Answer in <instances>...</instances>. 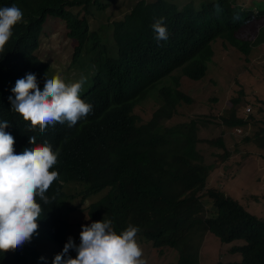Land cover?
Wrapping results in <instances>:
<instances>
[{"label":"trees","instance_id":"16d2710c","mask_svg":"<svg viewBox=\"0 0 264 264\" xmlns=\"http://www.w3.org/2000/svg\"><path fill=\"white\" fill-rule=\"evenodd\" d=\"M101 1L0 0V8L16 5L23 11L22 22L14 26L0 52V122L10 123L5 131L13 136L14 149L47 143L58 151L51 171L59 173V181L70 182L51 185L47 195L55 199L50 204L38 200L42 232L35 244L43 248L42 240H51L47 242L55 245V252L50 260L24 245L0 253V264H53L68 242L61 205L76 197L84 203L100 193L104 194L86 207L91 222L110 220L117 234L129 225L138 227L136 237L158 252L176 251V264H199L205 233L230 244L229 253L240 256L230 264H264V219L220 190L205 188L209 174L230 155L221 137L198 140L193 120L166 125L179 105L191 102L181 89V78L198 82L206 76L213 42L220 40L243 55L264 43V5L241 7L236 0H210L200 7L192 2L177 7L166 0H138L109 24L113 46L109 50L98 30L89 32L90 12L104 10ZM250 13L262 17L253 43L246 38L252 27L242 25ZM161 17L169 37L157 42L152 25ZM48 18L58 19L75 44L71 65L80 76L91 75L90 87L80 98L92 105V112L73 127L56 124L41 133L11 111L9 97L18 79L32 73L39 82L47 69L35 52ZM85 48L94 52L90 61L87 53L81 55ZM148 99L153 100V110L143 122L134 110ZM230 103L223 125L245 128L248 121L236 115L240 100ZM31 136L36 144L29 143ZM253 138L243 142L258 144L256 134ZM199 142L223 149V155L206 165L196 148ZM71 187L75 195L67 193ZM203 195L213 210L205 208ZM67 256L76 254L69 250Z\"/></svg>","mask_w":264,"mask_h":264},{"label":"rangeland","instance_id":"374dc122","mask_svg":"<svg viewBox=\"0 0 264 264\" xmlns=\"http://www.w3.org/2000/svg\"><path fill=\"white\" fill-rule=\"evenodd\" d=\"M137 1L102 0L104 10L99 11L95 8L90 12L89 32L98 30V35L103 37L104 41L107 40L106 46L112 50L109 24L120 18ZM166 1L177 7L188 2L200 7L210 2V0ZM236 4L241 7H252L256 4L261 8L264 5V0H236ZM254 14L250 13L242 23V25L248 24V28L252 27V30H249V36L246 37L250 43L255 41L257 24L262 20L261 16ZM74 47L75 44L67 37L59 20L48 18L43 26L35 55L42 62L47 63L48 77L59 76L66 83L78 82L82 76L70 63ZM90 49L85 48L81 52L82 56L87 53L88 61L94 58V52ZM212 49L213 57L208 63L204 78L198 82L190 81L185 77L181 78V89L185 95L190 97L191 102L179 105L176 114L166 125L188 123L193 120L196 123L198 140L213 141L221 137L230 155L222 164H219L214 174H212L213 172L209 174L206 190L218 189L237 201L250 214L264 219V148L258 147V144L264 146L262 139L264 137V43L251 46L247 55H243L227 44L224 46L220 40L212 43ZM84 77L86 80L82 85L80 96L90 87L91 75L85 74ZM234 98L240 100L236 115L248 121L246 127L239 130L223 125V119L229 118L230 111L228 109ZM148 101L145 105H140L134 110V113L143 122L148 119L153 110L151 107L153 100L148 99ZM247 109H249L248 112ZM255 134L258 144L254 140L248 143L243 142L245 138L254 139ZM196 148L203 156L206 165L216 163L218 158L223 155V149L205 142H199ZM68 183L70 182L63 184ZM67 193L75 195L76 189L71 187ZM103 194L91 195L86 198L84 203L79 200V197L65 202L66 211H70V213L64 212L67 222V238L71 237L77 246L80 243L82 226L92 223L87 218L86 207ZM201 201L207 210H213L211 202L206 196L203 195ZM73 207H76V210ZM36 238L33 237L31 242L37 253L45 257L48 262L55 249L50 244L39 248V245L35 244ZM136 239L143 250V259L146 264H176V251L166 248L158 252L150 242L143 241L138 237ZM230 247V244H221L213 235L205 233L199 248V264L238 262L240 256L230 254L228 251ZM73 254H76L74 250Z\"/></svg>","mask_w":264,"mask_h":264},{"label":"clouds","instance_id":"9594fccd","mask_svg":"<svg viewBox=\"0 0 264 264\" xmlns=\"http://www.w3.org/2000/svg\"><path fill=\"white\" fill-rule=\"evenodd\" d=\"M22 20L23 11L18 6L0 8V52L12 37L14 26ZM152 29L157 42L168 40L163 17L156 20ZM46 71L39 82L32 73L18 79L11 90L13 96L9 97L11 111L17 113L24 122L30 123L32 129L38 127L41 133L56 124L67 123L68 127H73L92 112V105L80 98L85 77H81L78 82L66 83L59 76L48 77ZM9 126L6 120L0 122L1 254L24 245L36 250L31 240L41 237L39 220L43 211L38 200L44 205L50 204L55 197H49L47 193L51 185L59 181V173L51 171L57 164L59 152L53 151L47 143L22 151L14 149L15 140L5 131ZM29 143L36 144V138L31 136ZM64 212L70 213L62 204L61 218L66 223L64 237L68 242L62 253L55 256L53 264H146L143 250L136 239L138 227L129 225L117 234L110 220L92 222L82 226L77 246L71 237L67 238ZM48 240L42 241L55 249L53 243H47ZM69 250L76 252L75 258L67 256Z\"/></svg>","mask_w":264,"mask_h":264},{"label":"built area","instance_id":"2783aa9c","mask_svg":"<svg viewBox=\"0 0 264 264\" xmlns=\"http://www.w3.org/2000/svg\"><path fill=\"white\" fill-rule=\"evenodd\" d=\"M249 111V109H247V112Z\"/></svg>","mask_w":264,"mask_h":264}]
</instances>
